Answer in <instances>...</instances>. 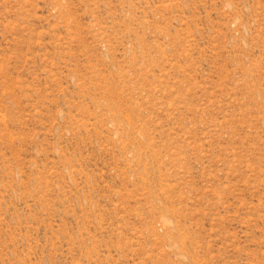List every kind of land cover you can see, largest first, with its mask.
I'll list each match as a JSON object with an SVG mask.
<instances>
[{
  "label": "rangeland",
  "instance_id": "rangeland-1",
  "mask_svg": "<svg viewBox=\"0 0 264 264\" xmlns=\"http://www.w3.org/2000/svg\"><path fill=\"white\" fill-rule=\"evenodd\" d=\"M0 264H264V0H0Z\"/></svg>",
  "mask_w": 264,
  "mask_h": 264
}]
</instances>
